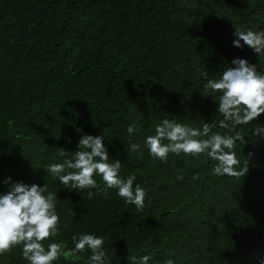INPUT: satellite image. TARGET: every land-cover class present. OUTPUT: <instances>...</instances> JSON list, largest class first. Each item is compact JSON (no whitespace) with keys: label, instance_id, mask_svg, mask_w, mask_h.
Segmentation results:
<instances>
[{"label":"trees","instance_id":"trees-1","mask_svg":"<svg viewBox=\"0 0 264 264\" xmlns=\"http://www.w3.org/2000/svg\"><path fill=\"white\" fill-rule=\"evenodd\" d=\"M236 28L264 31V0H0V194L9 177L56 193L61 230L46 249L56 242L67 251L73 235L87 233L104 238L108 264L143 255L149 264H260L264 133H253L264 114L236 129L246 141L235 148L241 167L249 161L243 177L214 175L217 162L203 154H169L165 163L145 147L164 118L227 131L219 94L204 96L203 85L236 58L264 72V54L234 46ZM84 134L103 135L121 178L137 177L142 211L116 189L105 196L100 176L81 193L45 171L63 161L57 147L74 152ZM130 143L140 150L128 152ZM21 252L15 246L0 264H28ZM91 254L53 264H88Z\"/></svg>","mask_w":264,"mask_h":264},{"label":"clouds","instance_id":"clouds-1","mask_svg":"<svg viewBox=\"0 0 264 264\" xmlns=\"http://www.w3.org/2000/svg\"><path fill=\"white\" fill-rule=\"evenodd\" d=\"M233 41L235 47H242L241 41L259 56L264 54V31L239 30L236 28ZM232 65L220 73L218 79H207L203 85L204 96L210 91L218 95L216 112L222 119L219 127L227 130L224 134L213 132L216 124L204 123L202 129L178 123L176 120L162 119L155 126V134L145 138V147L149 154L167 162L169 154L191 155L198 157L206 155L217 163L212 169L216 176L243 177L248 172V160L243 162L237 158L235 151L237 141L246 143L244 135L237 131L238 126L248 125L264 114V72L258 71L257 66L246 59L236 58ZM201 76L207 78V72ZM136 131V125L127 128L129 136ZM264 133V127H255L254 135ZM103 135L93 136L84 134L79 139L74 152L66 151L64 147H57V154L64 158L62 162L51 163L45 171L51 174L53 180L65 187L83 192L85 189L97 188L94 176H100L104 182L103 193L108 195L109 189H116L117 195L125 203L134 205L142 211L147 192L136 183L137 177L129 175L121 178L119 175L122 163L119 159L110 162L108 149L103 143ZM70 142V141H69ZM140 144L130 143L128 152L140 150ZM251 155V154H250ZM177 180L183 176L177 174ZM8 191L0 194V255L11 252L15 246H21L22 258L28 264H53L61 256H73L80 259L79 253L90 250L88 264H108V256L104 250V238L93 234H79L72 236L74 248L64 250L62 243L52 242L45 248L42 242L50 237L55 238L60 233V217L57 214L56 193L49 191L47 183L43 187L23 182H11ZM93 196L88 191V197ZM69 214L73 217V208ZM66 227V225H65ZM150 255L130 258V264H149ZM165 264H174L169 259ZM264 264V259L260 260Z\"/></svg>","mask_w":264,"mask_h":264}]
</instances>
